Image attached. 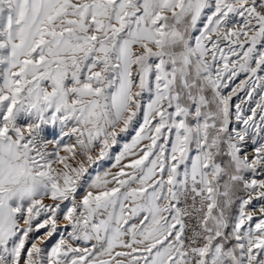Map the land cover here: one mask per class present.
I'll list each match as a JSON object with an SVG mask.
<instances>
[{
    "label": "snow or ice",
    "instance_id": "snow-or-ice-1",
    "mask_svg": "<svg viewBox=\"0 0 264 264\" xmlns=\"http://www.w3.org/2000/svg\"><path fill=\"white\" fill-rule=\"evenodd\" d=\"M0 264H264V0H0Z\"/></svg>",
    "mask_w": 264,
    "mask_h": 264
}]
</instances>
